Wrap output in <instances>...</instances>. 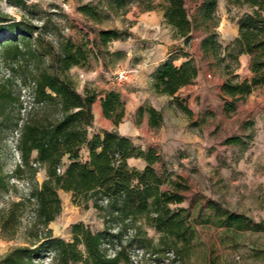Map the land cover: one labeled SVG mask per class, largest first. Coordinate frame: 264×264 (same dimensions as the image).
Returning <instances> with one entry per match:
<instances>
[{
  "label": "rangeland",
  "instance_id": "obj_1",
  "mask_svg": "<svg viewBox=\"0 0 264 264\" xmlns=\"http://www.w3.org/2000/svg\"><path fill=\"white\" fill-rule=\"evenodd\" d=\"M110 3V0H1L0 10L15 23L35 27L32 35L33 39L40 37L37 41L40 50H50V44L58 49L67 40L75 45L88 42L99 58L95 54L86 66L74 67L69 72L77 91L121 92L126 116L112 130L144 149H157L162 157L157 167L160 175L167 174L170 181L182 186L184 202L172 208L187 210L186 237H166L144 224L128 252L131 264H264V233L226 224L230 216L244 217L253 225L264 220V86L245 100L221 97L222 84L233 78L231 74L242 79L251 77L250 57L241 56L236 68L230 59L224 61L220 57L222 61H219L212 54L202 53L205 33L201 28L194 31L190 46L184 47L183 40L175 39L166 25L162 11H141L133 5L116 13ZM185 3L189 16H196L201 0H185ZM86 5L95 8L101 22L82 14L81 8ZM248 12L247 8L233 6L228 0H218L216 32L221 56L224 48L237 38L239 22ZM107 29L122 31L127 39L113 41L98 50L92 42L100 31ZM10 34L9 29L0 31V37ZM167 50L172 52L176 65L193 59L199 67L194 83L174 98L156 94L149 85L151 72ZM123 70L130 72L129 78L116 84L114 76ZM7 73L2 66L0 75ZM32 93L33 86L23 87L21 119L36 106ZM139 106L160 112L162 125L152 129L148 113L139 119ZM94 112L93 130L111 129L99 104ZM3 135L4 174L9 177V188L0 190V218L6 219L13 204L27 198L34 185L43 183L46 171H39L34 182L28 174L12 177L20 163L16 149L18 133L7 130ZM235 138L240 141L226 143ZM59 196L62 213L47 228L53 237L69 241L71 225L80 222L93 231L103 229L104 221L91 204L85 209L73 203L70 193L60 191ZM33 217V206L28 204L17 212L10 225L3 227L0 220V262L17 247L35 245L38 242L35 232H40L38 240L45 237L47 229L32 227ZM51 258L44 251L37 264H55Z\"/></svg>",
  "mask_w": 264,
  "mask_h": 264
},
{
  "label": "trees",
  "instance_id": "obj_2",
  "mask_svg": "<svg viewBox=\"0 0 264 264\" xmlns=\"http://www.w3.org/2000/svg\"><path fill=\"white\" fill-rule=\"evenodd\" d=\"M110 1L116 13L133 5L141 11H162L166 25L175 39L183 40L184 47L190 46L194 31L201 28L205 33L202 53L212 54L219 61L230 59L236 68L241 56H249L251 77L242 79L231 74L233 78L222 84V99L245 100L264 86V0H228L249 12L241 18L238 36L224 48L223 56L219 54L221 46L216 32L218 0H201L193 18L189 16L185 0ZM81 11L96 23L102 20L92 6H82ZM34 28L31 24L15 23L0 10V31H11L10 36L0 37V73L2 66L8 70L7 74L0 75V190L9 188V177L4 174L6 146L2 136L7 130L18 133L16 149L20 163L12 177L28 174L34 182L39 171H46L43 183L34 185L27 198L13 204L8 218L0 220L3 227L10 225L17 218V212L31 204L32 227L47 229L62 213L59 196L62 190L72 194L77 206L87 209L91 204L104 221V227L93 231L84 223L72 224L69 241L53 237L48 229L45 237L38 240L41 236L37 231L35 245L13 249L0 264H37L44 251L51 254L55 264H131L128 252L144 224L163 236L185 238L187 210L172 208L184 202L183 188L170 181L167 174L160 175L157 167L162 157L157 149L137 146L117 130H103L90 137L93 105L101 94L90 89L78 92L69 72L74 67L86 66L90 58L98 54L88 42L75 45L71 40L60 44L58 49L50 44V50H40L37 48L40 37L33 39ZM126 39L124 32L107 29L99 32L92 45L100 50L113 41ZM175 60L169 57L152 74V89L156 94L174 98L198 78L199 67L193 59L180 65H176ZM226 68L231 69V66ZM29 85L33 86L32 99L36 106L21 119L22 90ZM101 106L104 117L119 127L126 116V103L121 94L115 90L104 92ZM145 113L149 115L152 129L162 125L163 116L155 108L140 106L138 118L142 119ZM239 141L235 138L226 143ZM84 149L88 150L87 158L83 156ZM132 159L141 160L144 168L131 166L129 160ZM226 224L264 233V220L253 225L244 217L230 216Z\"/></svg>",
  "mask_w": 264,
  "mask_h": 264
},
{
  "label": "crops",
  "instance_id": "obj_3",
  "mask_svg": "<svg viewBox=\"0 0 264 264\" xmlns=\"http://www.w3.org/2000/svg\"><path fill=\"white\" fill-rule=\"evenodd\" d=\"M171 56H172V52H169V51L167 50L165 57L159 61L158 66H157V67L151 72V74H150V81H149V85H150L151 89H152V83H151V76H152V74L155 72V70H156V69H157L162 63H164V62H165L169 57H171ZM243 56L248 57L247 55H243ZM152 90H153V89H152ZM115 91H117V90H115ZM117 92H119V91H117ZM119 93L121 94V92H119ZM176 96H177V95H176ZM103 97H104V93H102V94L98 97V100H97V101L94 103V105H93L94 123H93V126H92V128H91L92 132H90V137H92V136L95 135V134H101L102 131H103V130H96V129L93 130V127H94V124H95V112H94L95 105H96V104H99L100 107H101V109H102V106H101V100H102ZM121 97H122V99L124 100L122 94H121ZM167 97H169V96H167ZM169 98H172V97H169ZM139 107H140V106H139ZM139 107H138V108H139ZM138 108H137V110H138ZM102 114H103V110H102ZM103 117H104V115H103ZM104 118H105V117H104ZM105 120H106L107 124L112 125V126H111V129H109V130H112L113 128H115V126H114V124H113L112 121H110V120H108V119H106V118H105ZM87 154H88V150H87V149H84V151H83V156H84V158H87ZM132 161H134V162H138V163H139L138 166H136V165H131V162H132ZM129 164H130L131 166H134V167L138 168V169H143V168H144V163H143L141 160H135V159H132V160H129ZM61 191H62V190H61ZM59 192H60V191H59ZM63 192H64V191H63ZM66 193H67V192H66ZM70 194H71V193H70ZM71 195H72V194H71Z\"/></svg>",
  "mask_w": 264,
  "mask_h": 264
},
{
  "label": "built area",
  "instance_id": "obj_4",
  "mask_svg": "<svg viewBox=\"0 0 264 264\" xmlns=\"http://www.w3.org/2000/svg\"><path fill=\"white\" fill-rule=\"evenodd\" d=\"M129 74L130 72L129 71H126V70H123V71H119L116 73V75L114 76V79L113 81L116 83V84H121V83H124L127 81V79L129 78ZM61 170H59L60 172Z\"/></svg>",
  "mask_w": 264,
  "mask_h": 264
}]
</instances>
